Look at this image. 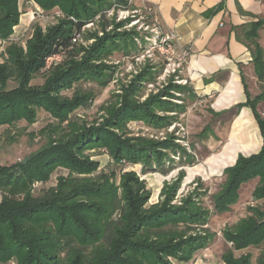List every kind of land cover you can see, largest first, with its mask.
Here are the masks:
<instances>
[{
	"label": "trees",
	"instance_id": "trees-1",
	"mask_svg": "<svg viewBox=\"0 0 264 264\" xmlns=\"http://www.w3.org/2000/svg\"><path fill=\"white\" fill-rule=\"evenodd\" d=\"M25 1L38 7L37 14L62 17L46 28L35 24L31 36L22 43L15 41L16 29L25 14L22 0H0V43L5 45L0 63V129L8 131L20 122L31 126L37 122L39 111L49 114L55 123L42 130L50 142L30 159L12 167L0 166V264L190 263L197 252L212 244L213 237L205 228L212 215L210 210L192 199L186 201V207L171 208L174 193L164 205L149 207L152 192L136 172L124 174L117 186L106 174L97 175L99 162L83 156L87 149L104 148L116 165L144 164L143 173L155 169L167 175L171 168H165L167 154L161 149L168 148L181 153V163L193 165L194 157L175 144L174 138L166 144L143 137L124 139L112 131L119 129L125 135L130 122L166 130L187 112L185 104L162 100L170 92L140 104L134 98L142 90L135 84L127 92L124 106L110 109L106 126L73 130L75 136L68 140L52 139L65 130L64 123L73 126L76 122L72 115L97 97L93 89L77 90L71 99L62 92L78 84L104 89L114 74L97 62L134 50L133 41L117 39L118 34L105 33L91 50H84L77 40L88 23L99 22L106 32L112 25L106 13L118 3L128 8L129 0ZM148 20L151 23L150 15ZM260 27L258 24L249 30L243 41L248 48L254 46L255 65L261 76L264 60L257 42ZM82 50L86 55L77 62ZM55 57L61 61L48 67V60ZM40 75L45 77L44 86H31ZM147 80L139 79L140 83ZM11 83L16 84L13 89H9ZM175 88L190 101L196 100L191 89ZM261 102L264 91L255 98L248 94L247 103L237 106L253 111L263 138L260 152L241 155L234 166L226 168L222 172L225 182L212 197L215 214L229 213L240 201L242 186L258 179L253 190L256 204L248 207L249 215L224 232L231 247L222 254L223 264H253L251 252L236 256L250 248L258 253L256 264H264V116L257 110ZM157 110L173 115L161 117ZM169 162L175 163L171 158ZM59 168L68 170L69 176L60 177L56 187L35 196L34 185H47ZM200 228L206 231L205 236H193Z\"/></svg>",
	"mask_w": 264,
	"mask_h": 264
},
{
	"label": "rangeland",
	"instance_id": "rangeland-1",
	"mask_svg": "<svg viewBox=\"0 0 264 264\" xmlns=\"http://www.w3.org/2000/svg\"><path fill=\"white\" fill-rule=\"evenodd\" d=\"M22 3V9L25 14L21 25L16 29L15 36L17 37L15 41L25 43L31 36L35 24H40L46 28L54 24L57 17H62L60 14H37L38 7L36 5H30L25 0H22ZM128 6L127 8L123 4L118 3L106 13L107 19L112 24L106 32L102 30L99 22L88 23L82 28L81 35L77 37V40L84 50H91L97 44L98 39L104 37L105 33L112 36L115 34L120 35L117 39H128L130 42L132 40L135 44L134 50L128 54L115 53L107 60L97 62L98 64L103 63L114 74L112 81L108 82L104 89H100L94 84H78L71 90L62 92L63 96L71 99L77 90L93 89L97 93V97L88 107H81L72 115V120L76 122L73 126L70 127L68 122L64 123L65 130L54 134L52 139L68 140L75 136L72 132L73 130L82 127H86L88 130L99 129L106 126L107 121L111 117L110 109L112 107L116 109L122 108L127 92L135 84L142 90L134 98L140 104L146 103L152 97L166 96V93L163 92H170V95L163 97L162 100L170 101L176 105L185 104L188 109L185 114L178 117L176 123L170 125L166 130H155L143 124H137V122H130L127 134L123 135V132L119 129H112V131L119 136H123L124 139L126 137L131 139L143 137L166 144L174 138L175 144L182 146L187 151V154L194 157L193 165L181 163V153L168 148L161 149L167 154L165 168H171L167 175H163L155 169L143 173L144 164L124 167L116 165L108 150L104 148L94 147L87 149L84 151L83 156L90 161L99 162L100 168L97 175L106 174L117 186L120 185L124 174L136 172L140 181L145 182L147 188L152 192L148 202L149 207L164 205L169 200L170 194L174 193L173 199L169 203L171 208L186 207V201L192 199L195 203L198 202L197 204L210 210L212 215L205 226L209 230L211 238L213 237L212 244L208 248L209 253L203 256L202 254L206 249L200 250L194 255L191 263L197 258L199 260H196V264H217L221 259V255L231 247V244L224 239V232L228 228L233 227L240 219L248 216V207L256 204L253 200V190L258 179L242 186L240 201L229 213L215 214L212 197L221 190L225 182L222 172L226 168L234 166L239 156H246L256 150V148L252 143L246 146L242 145L240 140H243L244 135L239 138L237 131H234L238 115L236 111L223 114L222 116H212L209 111V103H200L199 100L190 101L187 96L181 95L180 91L175 88L176 86L189 88L188 90L191 89V82L187 76L189 59L184 63L181 72L178 74L181 79L187 80V84H179L177 83L179 82L177 78L174 77L175 75H169L165 72L167 64L173 63L175 57H167L160 53L159 49H156L159 46L158 42H156V33L151 27H148L151 23L148 20L145 9L142 6H138L134 0H129ZM98 19L96 18V20ZM119 24H123V26L116 28ZM120 42L122 44L123 41ZM4 48V43H0V63L2 62L1 53ZM85 55L86 52L83 50L79 52L78 57H76L77 62H80ZM60 61L61 59H54V62ZM52 63L53 61L48 60L47 65L51 66ZM163 65V70H161ZM143 77L148 80L140 83L139 79ZM45 82L44 75H40L32 81L31 86L42 87ZM15 85V83H11L9 89H13ZM186 98L187 101H185ZM157 114L161 117L173 115V113H165L159 110H157ZM234 120L235 123L232 125ZM219 122H221V125ZM54 123L55 120L49 114L39 111L37 122L31 126H28L25 122H20L15 128H11L8 131H6V128H1L0 166L12 167L16 164L24 163L44 148L50 142V138L48 134H43L42 130ZM257 127V124L251 123L247 129L256 132V130L259 131ZM246 131L244 133L242 131V134L247 133ZM169 158L175 162L173 165L169 162ZM69 174L68 170L59 168L53 173L47 185L38 187L35 184L32 191L33 194L38 196L45 190L56 187L58 179L60 177H68ZM74 176L80 178V175L75 174ZM173 188L174 192H172ZM197 234L205 236L206 231L200 228L192 233L193 236ZM247 252L253 254L252 262L256 264L258 253L253 248L237 252L236 256ZM200 255L202 256L200 257ZM170 261L173 264H181L176 261Z\"/></svg>",
	"mask_w": 264,
	"mask_h": 264
},
{
	"label": "crops",
	"instance_id": "crops-1",
	"mask_svg": "<svg viewBox=\"0 0 264 264\" xmlns=\"http://www.w3.org/2000/svg\"><path fill=\"white\" fill-rule=\"evenodd\" d=\"M134 1L159 17L164 32L177 34L178 53L190 51L187 76L196 100L209 103L212 116L236 111L234 131L239 138L244 135L242 145L252 143L256 148L246 156L259 153L263 145L260 129H247L251 123L258 125L253 111L237 106L247 103L248 94L255 98L264 91V72L260 76L256 69L255 48L243 41L249 30L261 24L257 42L264 60V0ZM257 110L264 116V102ZM207 253L209 249L202 255ZM217 264H223L222 260Z\"/></svg>",
	"mask_w": 264,
	"mask_h": 264
},
{
	"label": "built area",
	"instance_id": "built-area-1",
	"mask_svg": "<svg viewBox=\"0 0 264 264\" xmlns=\"http://www.w3.org/2000/svg\"><path fill=\"white\" fill-rule=\"evenodd\" d=\"M146 12H148L151 16V24L148 26L151 27L152 30L156 33V42H158V48L164 55L175 57V61L173 63H168L167 67L165 69V72L169 75H175L174 77L177 78V83L179 84H187V80L181 79L178 74L181 72V69L184 65V63L187 62V60L190 58V51L189 50H183L182 52L178 53L177 51V42H178V36L175 32H164L162 30V25L160 22V19L157 15L154 13L151 15L152 10L150 8H145ZM60 59V57H55L52 59H49V61H53L54 59ZM52 63V64H53ZM49 67V66H48Z\"/></svg>",
	"mask_w": 264,
	"mask_h": 264
}]
</instances>
